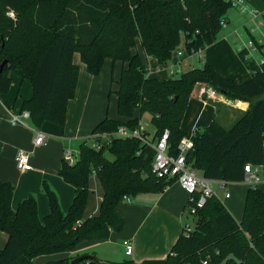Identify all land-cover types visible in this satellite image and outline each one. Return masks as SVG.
Segmentation results:
<instances>
[{"label":"trees","instance_id":"trees-1","mask_svg":"<svg viewBox=\"0 0 264 264\" xmlns=\"http://www.w3.org/2000/svg\"><path fill=\"white\" fill-rule=\"evenodd\" d=\"M230 7V0H0V63L6 60L0 70V95L9 90L11 73L28 79L32 95L22 100L21 110L29 111L31 124L64 125L79 74L75 54L90 75H98L109 58L112 72L116 62L122 63L118 79L111 77V83L117 86L116 109L123 119L104 117L93 127V135L113 132L120 125L137 127L148 113L154 133L150 138L143 130V137L152 141L168 129L167 151L175 156L187 135L193 142L185 153L188 165L206 178L241 182L244 165L260 164L264 155V65L238 52L250 71L243 82L220 74L207 62L160 80L147 76V64L136 49L139 40L143 55L161 66L169 64L182 40L187 52L203 50L216 40L220 21L228 23ZM196 84L247 101L248 107L230 127L213 120L189 134L181 121ZM94 137L101 143L99 149L82 140L73 164L61 160L58 173L75 189L65 212L46 183L42 188L49 212L42 219L33 195L13 209L14 185L0 180V230L7 234L0 264H34L36 256L70 252L83 240L106 239L123 229L116 206L124 195L160 191L167 185L169 180L151 173L154 150L145 142ZM92 173L104 194L99 213L83 219ZM191 221L190 234L181 230L164 258L84 259L77 264H264V187L247 188L240 221L218 196L208 198ZM76 256L43 264H71Z\"/></svg>","mask_w":264,"mask_h":264},{"label":"crops","instance_id":"crops-1","mask_svg":"<svg viewBox=\"0 0 264 264\" xmlns=\"http://www.w3.org/2000/svg\"><path fill=\"white\" fill-rule=\"evenodd\" d=\"M248 1L252 3L253 0ZM262 16L263 11L261 12V18ZM226 18L229 23L230 17L227 16V13ZM243 26H247V24ZM262 35L264 36V32L261 29L260 34L254 33L255 38H260ZM136 49L147 64V76L163 80L173 72H179L180 69L177 65L180 64L181 59L175 61L168 72H159L160 67L168 68L169 64L167 66L157 65L154 58H146L140 48L139 40L136 42ZM178 52L180 53V51ZM234 52L238 57V63H234V68H231V72L228 71L229 73L219 69L212 59L205 60L204 55V61L200 60L202 65L207 62L220 74L236 82H243L250 77V71L241 61L237 47ZM178 55L180 56L181 53ZM107 59L111 68L112 62L109 58ZM107 59L104 60L103 65ZM77 64L79 65V74L75 96L68 102L64 125L44 121L40 127H35L30 120L26 121L28 125H14L10 122V113L21 111L22 100L30 98L32 95L31 84L28 79H21L18 75L11 73L9 90L0 95V180L9 181L14 185L11 198L13 209L27 196L33 195L37 202V213L40 219L49 212L48 198L42 188L44 183L56 193L61 209L64 212L68 210L75 189L71 184L64 181L58 173L63 158V151L66 147L72 149L71 146L76 141L77 149L75 155L77 157L80 141L86 140L92 146L94 141L91 133L92 129L100 120L106 117L103 111V103L100 101L106 91L104 76L98 77L100 73L98 75H90L86 71L84 64ZM192 67L191 65L190 68ZM121 68L122 63L116 62L114 70L118 69V74L114 77L115 80L118 79ZM161 74L163 75L161 76ZM113 84L112 92L117 88L116 84ZM203 85L206 84H196L188 99L181 121V128L187 133L197 129L201 130L213 120L218 121L224 127H230L248 107L247 101L229 99L220 92H217V96L214 98L200 96L199 88ZM112 92L108 91V94ZM111 118L123 119L118 114ZM141 118L140 126L145 130L141 123ZM34 127L46 134V141L38 146L33 144L35 133L32 128ZM18 150H23L29 154L30 170H18L15 160ZM105 154L109 159H112L110 154ZM229 183L233 182H225L223 189H218L215 185H213V188L218 196L219 190L221 191L222 194L219 198L222 203L231 215L237 221H240L248 186L245 184L243 192H234L228 188ZM225 193H228L229 196L225 197ZM103 194L104 190L101 182L97 175L92 173L89 176V190L82 214L83 219H88L99 213ZM243 194L244 200L241 207ZM188 196L189 194L175 180H169L167 185L160 191L139 192L133 196H128L130 198L129 201L122 198L121 203L116 206L117 213L124 220V226L120 232L112 231L106 239L83 240L72 251L54 253L56 254L54 257L61 259L89 253L94 254L98 259L119 261L126 259L124 258L125 252L123 251V255L120 250L121 255L118 257V255H113V250L107 247H119V245L123 247V240H129L133 246L132 253L129 255L131 260L140 262L144 259L164 258L172 244L181 234L183 223L191 220L187 214L186 207ZM6 240L7 234L0 230V249L5 245ZM103 244L105 246L102 253L100 251L99 256L94 250H90ZM36 259H39L38 256L32 259L34 264L44 263L43 260L36 262Z\"/></svg>","mask_w":264,"mask_h":264},{"label":"built area","instance_id":"built-area-1","mask_svg":"<svg viewBox=\"0 0 264 264\" xmlns=\"http://www.w3.org/2000/svg\"><path fill=\"white\" fill-rule=\"evenodd\" d=\"M230 3L231 6L236 7L241 13H246L249 22L248 26H243L241 29L233 28L232 30V33L241 41L237 45V51L242 52L246 59L253 60L258 66L264 65V36L262 35L260 38H255L254 36L255 32H260V27L263 25L261 12L256 8L250 7L247 4V0H230ZM226 24L227 22L224 19L220 21L222 27ZM243 33L247 34V40L241 38ZM200 52V48L191 49L189 54H197ZM178 54L180 53L178 52ZM177 72L178 71H175L173 73ZM199 95L214 98L217 96V91L209 85H203L199 88ZM29 118L30 114L27 110L12 112L9 116L10 122L14 125H28L26 121L29 120ZM32 129L35 133L33 144L35 146L43 144L46 141V134L35 127ZM142 131L143 128L140 125L134 128L120 125L113 132L93 135V139L96 138L94 136H100L102 139L113 136L121 138L135 137L148 144L154 150L151 173L158 179L175 180L189 194L186 207L187 214L190 218L205 205L208 198L218 196L213 185L218 189H223L225 182L201 176L196 169L188 165L185 161L186 151L193 146V142L189 136L186 135L180 139L177 145L178 153L174 156L167 151L169 138L168 129L163 130V132L152 141L143 137ZM193 131L189 134H192ZM100 144V142L94 140L92 147L99 149L101 146ZM63 159L69 165L75 162L76 155L70 147L64 149ZM15 160L18 170L25 171L31 169L29 154L27 152L18 150ZM242 182L248 187H264V155L260 164L247 163L244 165V177ZM228 196L229 194L225 193V197ZM123 199L127 201L130 200L126 195L123 196ZM192 229L193 225L191 220L183 223L182 230L186 236L190 234ZM123 247L125 255H130L132 253L133 246L129 240H123ZM202 264H206V260H203Z\"/></svg>","mask_w":264,"mask_h":264},{"label":"rangeland","instance_id":"rangeland-1","mask_svg":"<svg viewBox=\"0 0 264 264\" xmlns=\"http://www.w3.org/2000/svg\"><path fill=\"white\" fill-rule=\"evenodd\" d=\"M247 4L252 7L256 8L260 12L263 11V16L261 18L263 22V26L260 27L261 31L264 32V0H253L252 3L247 0ZM227 16L230 17V22L227 23L220 32L217 34L216 40L207 45L202 53H197V54H189L184 45V41L182 40L178 50L175 51V53L172 55V58L169 62V67H160L159 72H168L172 65H174L175 61H179L180 59L182 60L179 62L177 66L179 67V72L177 74L183 71H186L190 69L191 65L193 67H202V62L200 59L204 61L203 55L205 56V60L207 59H212L214 63H216V66L221 69L222 71H225L226 73L231 72V68H234V63H238V57L234 50H236L237 44L240 43L241 41L239 40L238 37H236L235 34L232 33L233 28H243L244 24L249 25L248 16L246 13H241L236 7L231 6L227 10ZM256 34H260L259 31L256 32ZM247 34L243 33L241 35V38L243 40H247ZM232 47V48H231ZM233 49V50H232ZM180 51L181 55L179 56L177 52ZM201 56V57H200ZM75 61L81 65H83L79 59H78V54H75ZM241 64V63H240ZM239 64V65H240ZM112 68V67H111ZM110 68V62H108V59L105 61V64L102 66L100 74L98 77L104 76L105 78V85H106V91L104 94V97L100 99L101 103H103V111L105 116L112 117L117 114L116 110V95L114 92L111 94H108V91H112L114 84L112 86L111 83V77H116L118 74V69L114 70L112 72V69ZM176 68V67H175ZM174 68V69H175ZM229 71V72H228ZM163 74H161L162 76ZM141 123L144 127V129L149 132L148 136L151 138L154 133V127L150 122V115L148 113L143 114L141 118ZM74 154H76V149H77V143L76 141L74 142L73 146H71ZM75 149V150H74ZM228 188L233 190L234 192H243L245 188V184L242 182H233L228 184ZM223 192V191H222ZM219 196L222 194L221 191L219 190ZM244 200V194H243V199L241 201V207L243 204ZM104 244L100 245L98 247L92 248L90 250H94L97 255H100V251L102 253V250L104 249ZM108 249H112L113 255H118L120 257V250L121 253L123 254V249L124 247L120 246L119 247H107ZM59 254V253H58ZM54 255L56 254H46V255H39L38 258L36 259V262L42 261L45 263V261H51V260H56L59 258H55ZM124 255V254H123ZM115 257V256H114ZM124 258L126 259H131L129 255H124ZM102 260V259H101ZM37 264V263H36Z\"/></svg>","mask_w":264,"mask_h":264},{"label":"water","instance_id":"water-1","mask_svg":"<svg viewBox=\"0 0 264 264\" xmlns=\"http://www.w3.org/2000/svg\"><path fill=\"white\" fill-rule=\"evenodd\" d=\"M172 1V0H170ZM6 63V60L2 61L0 63V70L1 68L3 67V65ZM84 259H93V260H98V258L94 255V254H89V253H86V254H81L79 256H76L74 257L73 259H71L70 263L71 264H77L79 263L80 261L84 260Z\"/></svg>","mask_w":264,"mask_h":264}]
</instances>
